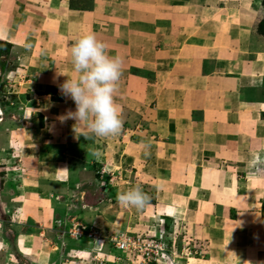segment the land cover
<instances>
[{
	"label": "crops",
	"instance_id": "crops-1",
	"mask_svg": "<svg viewBox=\"0 0 264 264\" xmlns=\"http://www.w3.org/2000/svg\"><path fill=\"white\" fill-rule=\"evenodd\" d=\"M80 2L83 0H0V40L24 45L23 49L30 52V63L39 61L40 55L58 59L60 54L57 56L55 49L49 52L43 46L60 45L63 28L72 32L80 26L78 15L67 10ZM218 3L219 0H101L97 8L105 9L107 4L113 16L110 19L119 24V37H129L125 43L129 47L116 51L125 52L130 61L121 63L114 102L122 116H134L142 110L139 98L148 96L153 107L149 109L145 134L150 138L159 136L166 150L165 159L153 155L152 146L143 154L152 158L143 163V175L152 178L158 190L155 203L149 205L153 211L149 221L157 224L165 219L174 232L181 226L196 237L210 238L207 258H182L177 264H264V222L253 209L252 198L239 191V186L245 189L246 185L257 184L264 173V45H260L258 37L255 39L256 35L253 37L260 0ZM22 13L23 37L16 32L17 14ZM69 39L66 34L63 41ZM160 41L169 49L156 53L155 45ZM112 52L110 49L107 53L117 56ZM67 60L64 73L75 78L71 57ZM201 61L208 67L204 72ZM43 70L35 75L41 82L49 75L46 68ZM143 75L152 84L143 81ZM71 106L68 100L57 103L59 116L74 111ZM28 119L23 117V121ZM8 122L15 123L0 114V169L4 172L0 176V196L13 197L17 205L26 198L34 199L39 204L34 217L49 225L53 216L49 196L63 194L64 186L72 184L68 162L59 161L57 155L56 150L62 148L59 143L77 141L75 145L84 159L74 162V172L85 171L89 160L102 164L95 152L100 147L95 145L97 140L92 146L78 142V136L85 139L86 127L74 126L76 121L71 119L66 120V125L58 123L65 125L61 139L57 131L55 135L53 131L46 132L47 127L39 128L38 137L30 138L32 131L23 127L18 131L3 128ZM123 156L132 159L137 155L128 151ZM114 157L117 159L113 153L108 156L115 164L107 162L104 173L117 167L119 162ZM14 159L20 170L13 169ZM239 174L246 179L243 184ZM123 176L127 177L125 171ZM72 179L75 180L73 175ZM36 190L44 192L46 199ZM9 202L1 203L6 212L12 209ZM218 206L223 207V216L216 213ZM231 208L236 210L235 217L228 216ZM2 235L0 231V249L5 254ZM47 244L42 239L24 241L21 246L26 256L42 262ZM103 246L99 240L91 250L101 251Z\"/></svg>",
	"mask_w": 264,
	"mask_h": 264
},
{
	"label": "rangeland",
	"instance_id": "rangeland-1",
	"mask_svg": "<svg viewBox=\"0 0 264 264\" xmlns=\"http://www.w3.org/2000/svg\"><path fill=\"white\" fill-rule=\"evenodd\" d=\"M100 1L83 0L79 6L76 5L74 8L67 9L79 16L77 18L80 26L72 32H68L63 28L64 36H60V45L49 43L43 46L45 51L47 49L50 52L55 49L56 55L60 54L58 59L55 57L50 58V56L46 59L45 55L39 54L40 60L36 63H30V52L23 49L24 45L17 43L12 45L0 40V108L2 109L0 114L6 121L11 118L15 122H8L3 125V128L9 129V127H12L18 131L20 127H23L26 131H32V133L30 132V138H36L40 132L39 128L47 127L45 128L46 132L52 133L53 131L55 135V131H57L58 134L56 135L60 139L64 137L66 121L63 122L65 125H58L60 121L57 119L59 117L57 103L68 100L73 108H75V104L71 98L60 94L57 85L66 80V75H59L58 73H64V64L69 61L67 58L70 56L71 45L80 36L92 33L106 45V52H110L111 49L114 55L119 56L121 53H116V51H121L120 48L129 47L125 44L129 37L126 35L119 37V31L116 29L119 24L110 19L113 16L108 11L109 6L106 4V8L101 10L97 8ZM222 1L219 0L218 5ZM83 4L86 6L83 7ZM259 4L257 10L260 11V15L253 28V37L256 35L255 39L258 37L260 45H264V0H260ZM97 9L98 11H96ZM17 15H19L17 16L19 22H16L18 26L16 32L23 37L25 36L23 33L25 31L23 29V13ZM167 28L168 26L165 27L166 31H168ZM66 34L70 37L68 42L63 41ZM117 35L119 38L116 37ZM45 36H48V34L45 33ZM255 43L258 45L253 40V44ZM40 46L42 48V45ZM167 49L169 48L163 41L155 45L156 53L165 52ZM121 55V63L123 64L129 58L125 52ZM35 58L38 60L39 57L36 56ZM201 62L204 72L207 64L205 61ZM45 68L47 70L46 74H49L48 79L41 82L39 77H35V75L41 69L44 71ZM125 71L129 73L128 70L125 69ZM71 72L73 71L71 70ZM142 79L150 82L149 85L152 84L147 76L143 75ZM155 88L158 89L159 86H155ZM145 94L143 93V96ZM139 103L142 104V110L140 114L135 113L137 116L129 115L126 117L124 114L122 116L120 112L123 125L117 134L97 137L86 129L84 132L85 139L81 140L82 135L81 138L78 136V139H80L78 142L82 145L92 146L97 140L98 143L95 145L100 149L97 150L96 148L95 152L97 156L101 157L102 164H96L94 160L85 161L86 170L82 172L80 169L75 168L76 171L74 172V164L84 159L77 148L78 146H76L77 141L73 143L72 141L62 140V143H59L62 147L60 150H56L59 161L68 162L69 168L74 174L71 172L69 180L72 181V184L69 185L70 187L68 185L64 186L63 194H53L48 198V206L53 212L49 225L41 223L37 219L38 217H34L39 205L34 199L28 201V198H26L23 203L17 205L12 202L13 197L0 196V231L1 235L3 234L6 251L4 254L0 249V264H177L178 259L182 258H207L211 245L209 237L205 239L196 237L182 230L183 227L181 228V226L174 232L172 225H169V222H166L165 219L158 220L157 224L154 221H149L151 212L153 213L152 207L149 205L155 203L154 196L158 193V190L154 187L152 178L143 175V163L152 159L150 156L146 158L143 154L146 150H149V146H152L150 148L154 150L153 155L158 156V159H165L166 150L165 148L162 149L159 136H151V139L147 137L150 134H145V130L148 129L149 109L153 107V101L149 100L148 96H141ZM119 110L121 111V109ZM23 117L30 119L23 121ZM47 121L48 124H46ZM61 128L64 130H61ZM147 142L148 144L150 142L148 146ZM44 150L48 149L45 148ZM128 151H132L137 156L132 159L128 158L129 154L128 157L123 156V153L125 154ZM112 153L117 156V159L114 158L121 163V166L118 163L116 168L112 167L110 173H104L107 162H112L113 166L115 164L113 159L108 158ZM14 163L13 169L20 170L17 159H14ZM123 171L126 172L127 177L123 176ZM15 172L17 173V171ZM3 173L0 169L1 177ZM72 175L75 180L72 179ZM238 180L242 184L246 182L243 174H239ZM49 183L55 184L52 181H49ZM137 185L147 194L150 202L143 209L120 205L117 201V194ZM263 186L264 173H261L257 184L246 185L245 189L239 186V191L242 195H248L252 198L255 205L253 209H256L264 222V192L261 191ZM43 193L42 191L38 192V195L44 198L45 193ZM8 194L10 195L9 192ZM8 200L10 201L8 207L12 208L8 211L10 214L6 212L7 209H4L6 206L1 204ZM222 208L218 206L215 209L220 216L224 215ZM31 210L34 212L33 214L30 212ZM235 211L234 208H231L228 216L235 217ZM161 230L165 233L164 236L162 234L161 239L166 246L164 251L156 256V260H140L137 252L130 247L124 250L118 249L117 241L120 239L139 236L150 238L157 236L155 234H158ZM42 239L48 242V246L45 245L47 246V252L44 261L41 262L33 257L30 259L26 256L21 246L22 243L24 241L36 242ZM99 240L104 242L102 250H91ZM31 255H34V253H31Z\"/></svg>",
	"mask_w": 264,
	"mask_h": 264
},
{
	"label": "clouds",
	"instance_id": "clouds-1",
	"mask_svg": "<svg viewBox=\"0 0 264 264\" xmlns=\"http://www.w3.org/2000/svg\"><path fill=\"white\" fill-rule=\"evenodd\" d=\"M72 70L75 78H68L57 85L60 94L71 98L75 110H68L57 119L76 121L97 137L117 134L122 128L120 110L114 102L121 77V60L109 56L106 45L92 33L80 36L70 50ZM75 131V127H74ZM117 201L124 207L143 209L150 198L140 186H133L117 194Z\"/></svg>",
	"mask_w": 264,
	"mask_h": 264
},
{
	"label": "built area",
	"instance_id": "built-area-1",
	"mask_svg": "<svg viewBox=\"0 0 264 264\" xmlns=\"http://www.w3.org/2000/svg\"><path fill=\"white\" fill-rule=\"evenodd\" d=\"M162 234L163 236L165 235L163 230L158 232V234H155L157 236H152L150 238H143L142 236L129 239L123 238L117 241V246L119 250H124L125 248L129 247L132 248L137 252L138 258H140V260H156V256L161 254L166 246L162 242Z\"/></svg>",
	"mask_w": 264,
	"mask_h": 264
},
{
	"label": "trees",
	"instance_id": "trees-1",
	"mask_svg": "<svg viewBox=\"0 0 264 264\" xmlns=\"http://www.w3.org/2000/svg\"><path fill=\"white\" fill-rule=\"evenodd\" d=\"M2 41V40H1ZM4 42V41H3ZM5 45H7L6 43H5Z\"/></svg>",
	"mask_w": 264,
	"mask_h": 264
}]
</instances>
